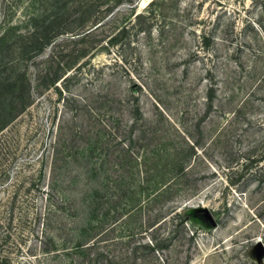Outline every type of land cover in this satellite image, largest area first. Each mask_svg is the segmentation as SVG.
<instances>
[{
  "label": "rangeland",
  "instance_id": "obj_1",
  "mask_svg": "<svg viewBox=\"0 0 264 264\" xmlns=\"http://www.w3.org/2000/svg\"><path fill=\"white\" fill-rule=\"evenodd\" d=\"M111 1L0 0V128L32 84L0 132V264H264V0H122L155 13L36 47Z\"/></svg>",
  "mask_w": 264,
  "mask_h": 264
},
{
  "label": "trees",
  "instance_id": "obj_2",
  "mask_svg": "<svg viewBox=\"0 0 264 264\" xmlns=\"http://www.w3.org/2000/svg\"><path fill=\"white\" fill-rule=\"evenodd\" d=\"M98 1V0H95ZM111 1V0H110ZM122 0H112L105 8H102V12L93 11L95 9L94 3H88L83 10H81L83 7L76 8L72 7L74 3H71L69 8V21L67 24V28L72 25L74 28H66L63 29V25L60 22V19L57 16H53V20H56V22H51V25L47 28H44L43 30H51L52 34H47L42 32L39 34L38 40L36 41L35 45L37 46H53L60 48V53L64 52H72L74 49L71 48V46H78L79 44H85L87 40H90L97 36L101 30L105 28V26L110 23L118 20L121 18L125 13L128 15V22L127 24H124L121 28H119V31L117 34L125 33L127 32L132 26L141 27L142 20H147L149 17H151L155 12L152 10V7L158 4L161 1L165 0H158V2H154L150 8V11H147L146 13H136L133 8H130L131 13L129 11L123 12L122 6L124 5ZM94 2V1H93ZM71 8V9H70ZM160 11V10H159ZM162 11V10H161ZM105 14L104 18H101L98 16V14ZM56 14V13H55ZM34 16H37V14H33ZM31 17V16H30ZM66 25V24H65ZM35 29V27L33 26ZM63 29V30H62ZM59 30H62L63 32H57ZM81 31V32H80ZM78 32V33H77ZM35 34V35H34ZM33 36H37L36 29L33 33H31ZM67 38V39H65ZM63 39V40H60ZM67 42H70V44H66ZM95 43V41H93ZM97 42V41H96ZM64 68V73L62 71V74L58 73L55 74L54 77H48L47 81L44 82L46 85H52V86H60L57 84L59 82L65 83L70 77L71 74ZM69 74V75H68ZM32 97V84L29 79L25 80L24 84V91L21 95V97L16 100L14 98L9 99V112L8 115L11 117V119L0 128V132L4 131V129L7 127V125L12 122L15 119V115L17 113H23L28 107L29 103ZM20 109V110H17ZM16 112V114H14Z\"/></svg>",
  "mask_w": 264,
  "mask_h": 264
}]
</instances>
